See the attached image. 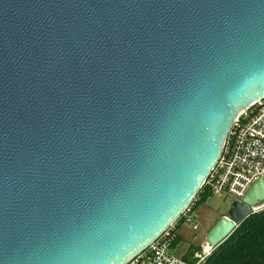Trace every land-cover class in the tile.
Wrapping results in <instances>:
<instances>
[{
    "label": "water",
    "instance_id": "obj_1",
    "mask_svg": "<svg viewBox=\"0 0 264 264\" xmlns=\"http://www.w3.org/2000/svg\"><path fill=\"white\" fill-rule=\"evenodd\" d=\"M263 95L264 0H0V264H126Z\"/></svg>",
    "mask_w": 264,
    "mask_h": 264
},
{
    "label": "built area",
    "instance_id": "obj_2",
    "mask_svg": "<svg viewBox=\"0 0 264 264\" xmlns=\"http://www.w3.org/2000/svg\"><path fill=\"white\" fill-rule=\"evenodd\" d=\"M264 176V95L242 109L236 116L223 150L199 191L242 200L248 189ZM200 200L196 195L181 215L173 221L144 250L126 264H205L217 248L208 241L203 252L194 260L176 255L173 247L180 237L184 223H197L194 206ZM264 209V200L251 210Z\"/></svg>",
    "mask_w": 264,
    "mask_h": 264
},
{
    "label": "trees",
    "instance_id": "obj_3",
    "mask_svg": "<svg viewBox=\"0 0 264 264\" xmlns=\"http://www.w3.org/2000/svg\"><path fill=\"white\" fill-rule=\"evenodd\" d=\"M197 195L199 201L208 198L206 192L199 191ZM205 264H264V209L243 220Z\"/></svg>",
    "mask_w": 264,
    "mask_h": 264
},
{
    "label": "rangeland",
    "instance_id": "obj_4",
    "mask_svg": "<svg viewBox=\"0 0 264 264\" xmlns=\"http://www.w3.org/2000/svg\"><path fill=\"white\" fill-rule=\"evenodd\" d=\"M235 200L236 199L231 196L223 197L219 195H212L208 197L205 201H203L202 204L200 205V209L197 211V216H196L199 222L195 224L184 223L185 224L184 229L186 230V232L183 233L180 239L181 244L184 245L190 242L191 231H193L195 227H199V225L207 224L208 221L210 220L211 213L212 214L227 213L230 206ZM199 231H200V228L199 230H196L195 233H199ZM206 242H207V239L203 242V244L199 248L196 249V253L203 252V246L206 245Z\"/></svg>",
    "mask_w": 264,
    "mask_h": 264
},
{
    "label": "crops",
    "instance_id": "obj_5",
    "mask_svg": "<svg viewBox=\"0 0 264 264\" xmlns=\"http://www.w3.org/2000/svg\"><path fill=\"white\" fill-rule=\"evenodd\" d=\"M211 195L208 194V197ZM205 201V200H204ZM203 201H198L197 206L195 208L196 216H197V211L200 209V205L202 204ZM227 213H220V214H210V220L208 221L207 224L204 225H199V227H195L193 231L190 233V242L188 244H181V237L186 230L184 229V225L182 224L180 228V237L178 242L175 244L173 247V252L181 256L183 258L189 259V260H194L196 256V249L199 248L203 242L207 239L208 232L211 230V228L216 224V222L222 217L225 216ZM197 222H199L197 218ZM199 233H195L196 230H199ZM194 233V235H193ZM182 246H181V245Z\"/></svg>",
    "mask_w": 264,
    "mask_h": 264
}]
</instances>
